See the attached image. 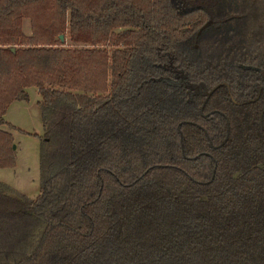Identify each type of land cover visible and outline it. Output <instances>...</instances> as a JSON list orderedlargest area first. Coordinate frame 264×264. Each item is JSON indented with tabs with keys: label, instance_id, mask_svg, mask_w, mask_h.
I'll list each match as a JSON object with an SVG mask.
<instances>
[{
	"label": "trees",
	"instance_id": "obj_1",
	"mask_svg": "<svg viewBox=\"0 0 264 264\" xmlns=\"http://www.w3.org/2000/svg\"><path fill=\"white\" fill-rule=\"evenodd\" d=\"M31 86L39 193L0 181V264H264V0H0L1 125Z\"/></svg>",
	"mask_w": 264,
	"mask_h": 264
},
{
	"label": "rangeland",
	"instance_id": "obj_2",
	"mask_svg": "<svg viewBox=\"0 0 264 264\" xmlns=\"http://www.w3.org/2000/svg\"><path fill=\"white\" fill-rule=\"evenodd\" d=\"M47 13L37 15L36 24H44ZM33 20L25 15L21 19V30L25 34L32 31ZM65 46L72 44L68 31H64ZM79 47L75 45L74 47ZM184 82V81H182ZM27 100H15L8 106L4 119L15 128L1 125L0 129L10 132L15 146V164L12 167H0V181L22 192L29 198L39 193V136L42 134L40 110L37 104L39 94L36 87L27 88Z\"/></svg>",
	"mask_w": 264,
	"mask_h": 264
},
{
	"label": "water",
	"instance_id": "obj_3",
	"mask_svg": "<svg viewBox=\"0 0 264 264\" xmlns=\"http://www.w3.org/2000/svg\"><path fill=\"white\" fill-rule=\"evenodd\" d=\"M210 22H211V21L206 22V23L200 28V30L198 31L197 34H199L200 31H201L203 28H205L206 26H208V25L210 24ZM60 39L63 40V36H62V35H60ZM216 87H217V85L214 86V87L208 92V94L212 93V92L216 89ZM12 148L15 149V146H12Z\"/></svg>",
	"mask_w": 264,
	"mask_h": 264
},
{
	"label": "crops",
	"instance_id": "obj_4",
	"mask_svg": "<svg viewBox=\"0 0 264 264\" xmlns=\"http://www.w3.org/2000/svg\"><path fill=\"white\" fill-rule=\"evenodd\" d=\"M26 90H27V88H26ZM38 93V92H37ZM5 116V115H4Z\"/></svg>",
	"mask_w": 264,
	"mask_h": 264
}]
</instances>
